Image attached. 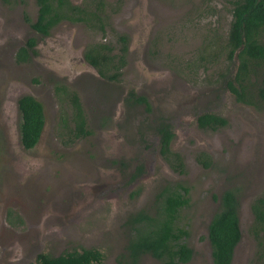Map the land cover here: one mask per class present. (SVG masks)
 I'll use <instances>...</instances> for the list:
<instances>
[{
    "label": "rangeland",
    "instance_id": "rangeland-1",
    "mask_svg": "<svg viewBox=\"0 0 264 264\" xmlns=\"http://www.w3.org/2000/svg\"><path fill=\"white\" fill-rule=\"evenodd\" d=\"M233 1L104 0L103 32L62 22L43 38L28 24L36 19L35 0H0V264H31L38 254L90 248L101 252V264H127V219L152 215L157 195L174 183L189 190V206L181 212L193 252L187 264H211L207 227L216 202L210 196L226 189L237 190L240 203L242 238L231 264L253 263L250 206L264 193V104L237 103L227 88L237 66L227 58ZM123 35L122 76L117 85L104 82L83 54L100 48L119 66ZM29 38L39 48L18 62ZM129 91L146 98L149 110L128 103ZM68 94L81 106L87 131L81 138L74 137ZM25 95L41 103L45 125L29 151L20 144L16 102ZM203 112L229 115L228 126L199 129L195 119ZM127 120L133 128L168 122L171 150L185 174H168L170 162L159 155L154 130L143 137L131 126L119 129ZM205 152L216 161L202 171L196 158ZM141 264L160 263L144 256Z\"/></svg>",
    "mask_w": 264,
    "mask_h": 264
},
{
    "label": "trees",
    "instance_id": "trees-1",
    "mask_svg": "<svg viewBox=\"0 0 264 264\" xmlns=\"http://www.w3.org/2000/svg\"><path fill=\"white\" fill-rule=\"evenodd\" d=\"M89 1V2H88ZM82 5H75L69 0H35L37 15L29 26L36 32L46 35L48 30L61 22L80 23L89 28L104 29V0H88ZM126 36H120L119 63L115 66L113 56L104 55L98 48L85 50L84 59L93 67L118 70L124 65L127 52ZM34 41L29 40L25 48L17 54V61L28 58L26 50ZM227 58L236 60L237 66L233 83L228 84L229 91L237 103L255 105L264 104V0H234L231 8V21L227 35ZM112 49L106 50L111 52ZM234 63V62H233ZM235 65V63H234ZM101 74V72H100ZM116 76V72L114 73ZM254 81V82H253ZM251 85H256L254 89ZM250 88L254 90L249 91ZM73 108L72 120L77 137L86 135L84 118L77 97L70 96ZM67 97V98H68ZM255 100V101H254ZM144 103V98L135 99ZM20 114L19 135L24 149H32L37 144L44 125L43 107L31 96H22L17 100ZM64 124L65 120L61 117ZM219 122L213 115H200L197 122L200 127ZM223 122H221V125ZM162 149L170 153L168 144L172 134L165 126L160 130ZM182 174L181 162L177 165ZM188 189L180 184L166 186L157 195L154 213H139L129 221L131 234L126 244L125 258L127 264H141V259L148 256L160 264H187L192 258V250L186 245L188 232L182 223L181 212L189 206ZM239 198L237 191H226L220 201L219 210L213 215L208 228L207 240L210 247L211 264H231L235 249L241 241L239 225ZM253 224L250 235L255 243V256L252 264H264V193L250 206ZM103 255L97 249H79L65 252L58 256L39 254L32 264H101Z\"/></svg>",
    "mask_w": 264,
    "mask_h": 264
},
{
    "label": "flooded vegetation",
    "instance_id": "flooded-vegetation-1",
    "mask_svg": "<svg viewBox=\"0 0 264 264\" xmlns=\"http://www.w3.org/2000/svg\"><path fill=\"white\" fill-rule=\"evenodd\" d=\"M26 21H27V23H28V19H26ZM62 23V22H61ZM61 23H59V24H61ZM59 24H57V25H54L51 29H49L48 30V33L46 34V35H42V34H40V33H38V32H36L35 30H33L30 26V28H31V30L36 34V35H38V36H42L43 38H45V37H48V35L50 34V32L56 27V26H58ZM33 40L34 41V44H33V46L31 47V48H29L28 50H26L27 51V56H28V58H29V55L31 56V55H35L36 54V51H35V48H36V46L39 48V45L38 44H36V40L34 39V38H29V39H27V41L24 43V46L22 47V48H25V45H26V43L29 41V40ZM21 48V49H22ZM21 49H20V51H21ZM27 58V59H28ZM83 58H84V56H83ZM26 59V60H27ZM85 60V59H84ZM25 62V61H24ZM86 62V63H85ZM85 64L87 65V66H89V67H91V69L93 70V71H95V73H96V75H97V77H99L100 79H102V81H104V82H106V81H108V82H110V81H114L113 83L115 84V85H117V83L119 82V78L122 76V67L120 68V69H118V70H112V68H104L105 67V65L103 64V70H101L100 68H96V67H93L92 65H90L86 60H85ZM117 62L115 61V66H117ZM119 65H120V63H119ZM118 67V66H117ZM110 71H112V73H113V75H114V73L116 72V76L114 75V77L115 78H111L108 74H109V72ZM100 72H101V74H100ZM106 72V73H105ZM108 73V74H107ZM151 78V77H150ZM152 79V78H151ZM169 91V90H168ZM229 91V90H228ZM230 92V91H229ZM231 93V92H230ZM174 94H176L175 92H171V91H169V93H168V95L170 96V95H174ZM177 94H180V93H177ZM232 94V93H231ZM233 95V94H232ZM28 96V95H27ZM71 96H74L73 94L71 95ZM165 96V95H164ZM164 96H162L160 99H162V100H165L163 97ZM20 97H22V96H20ZM19 97V98H20ZM76 97V96H75ZM233 97H234V99H235V96L233 95ZM18 98V99H19ZM33 98V97H32ZM137 98H144L142 95L140 96V94H135L133 91H129L128 92V95L126 96V98H125V100L128 102V103H131V104H133V105H138V106H143V108L145 109V110H149V103H148V101H147V99L146 98H144L145 100H146V104H147V106L144 104V103H139V102H136L135 101V99H137ZM17 99V100H18ZM79 101V100H78ZM120 101H121V99H120ZM17 102V101H16ZM237 102V101H236ZM80 104V103H79ZM81 107V106H80ZM18 110V109H17ZM148 112V111H147ZM43 114H44V112H43ZM200 115H213L214 117H217V118H219V120H222V121H217V122H213V123H209V124H205L203 127H200L199 126V123L197 122V118L200 116ZM200 115H198L197 117H196V119H195V121H196V125H197V127L199 128V129H201V130H203V131H210V132H216V131H218V130H220V129H224L225 127H227L228 126V124H229V122H227V120H230V117H229V115H221V114H218V113H215V112H213V113H211V112H209V113H207V112H203V113H201ZM117 118V117H116ZM221 122H223V124L221 125ZM74 124V123H73ZM61 126H62V124H61ZM132 127V125H131V123L127 120V121H121L120 123H119V129H122L124 132H127V130L129 129V127ZM165 126H167L168 127V130L170 131V133L172 134V137H171V140L169 141V144H168V148H169V151H170V153H165L164 151H163V149H162V143H161V134H160V130H162V128L163 127H165ZM84 127H85V125H84ZM44 128H45V125H43V129H42V133H41V135H40V138H39V140L42 138V134H43V131H44ZM74 128H75V126H74ZM133 128V127H132ZM133 130L134 131H132V133H134V132H137L138 134H142V136L143 137H148L149 136V134L151 133V130H154V132H155V134H156V137H157V143H158V145H159V148H158V152H159V155H161L162 157H166L167 156V159H168V161L170 162L169 164H166L167 165V167H168V169H167V172H168V174H170V175H183V174H185V168H184V163H183V160L181 159V157L178 155V154H175V153H172V150H171V143H172V139H173V137H174V135H173V129H172V127H171V125L168 123V122H160V123H158L157 125H150V124H148V123H143V124H141V125H139V127H136V128H133ZM77 135V133L74 131V137L75 138H81L82 136H85V135H81L80 137H77L76 136ZM137 137V136H136ZM39 140H38V142H39ZM126 143H132V137L129 135V134H126ZM38 142H37V144H38ZM20 144H21V142H20ZM37 144H35V146L37 145ZM22 146V145H21ZM34 146V147H35ZM33 147V148H34ZM32 148V149H33ZM22 149L23 150H26V149H24L23 147H22ZM29 150H31V149H29ZM29 150H26V151H29ZM179 161L181 162V165L183 166L182 167V170L184 171V173H182V174H180L178 171H179V168H178V164H179ZM215 161H216V159H215V157L210 153V152H205V153H201V154H199L198 155V157L196 158V165L202 170V171H206V170H210L213 166H214V163H215ZM174 184H176V183H174ZM232 191V189H226V190H224L219 196L217 195L216 197H212V196H210V199L211 200H215V202H216V209H215V212L212 214V216H211V219H212V217H213V215L219 210V208H220V201H221V197H222V195L226 192V191ZM234 190V189H233ZM235 191H237V190H235ZM188 194H189V190H188ZM187 197H188V195H187ZM189 198V197H188ZM204 204V203H203ZM133 216H131V217H129L128 219H127V221H128V225H129V227H132L133 225H130L129 224V221L131 220V218H132ZM211 219H210V221H211ZM210 221H209V223H210ZM209 223H208V225H209ZM208 228V227H207ZM130 234H131V231H130ZM39 255V254H38ZM37 255V256H38ZM36 256V257H37ZM36 259V258H35ZM10 261H11V259H9ZM13 261V260H12ZM18 260H16V262H17ZM32 264V263H31Z\"/></svg>",
    "mask_w": 264,
    "mask_h": 264
}]
</instances>
